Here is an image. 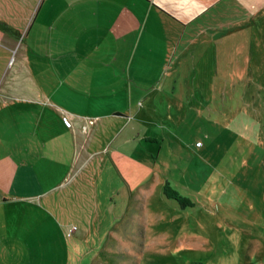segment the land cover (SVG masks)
Segmentation results:
<instances>
[{"label":"crops","instance_id":"obj_1","mask_svg":"<svg viewBox=\"0 0 264 264\" xmlns=\"http://www.w3.org/2000/svg\"><path fill=\"white\" fill-rule=\"evenodd\" d=\"M262 18L264 0H0V264H18L17 247L94 264L125 218L133 229L134 202L148 218L149 186L168 183L144 146L162 148L143 130L164 102L151 78L178 93L197 52Z\"/></svg>","mask_w":264,"mask_h":264},{"label":"rangeland","instance_id":"obj_2","mask_svg":"<svg viewBox=\"0 0 264 264\" xmlns=\"http://www.w3.org/2000/svg\"><path fill=\"white\" fill-rule=\"evenodd\" d=\"M195 60L198 74L178 77V93L169 92L167 76L151 78L163 84L164 102L150 108L143 129L162 147L144 142L150 165L163 168L167 187L192 207L149 186L148 218L139 219L141 203L134 202L133 229L125 218L94 264H264V18ZM116 207L124 216L128 205L118 198ZM36 249L17 247L18 264L41 255L42 264H55L68 255V247Z\"/></svg>","mask_w":264,"mask_h":264},{"label":"trees","instance_id":"obj_3","mask_svg":"<svg viewBox=\"0 0 264 264\" xmlns=\"http://www.w3.org/2000/svg\"><path fill=\"white\" fill-rule=\"evenodd\" d=\"M163 195L167 200L176 202L181 208L192 207V204L188 200L176 196L173 191H170L167 185L163 187Z\"/></svg>","mask_w":264,"mask_h":264},{"label":"built area","instance_id":"obj_4","mask_svg":"<svg viewBox=\"0 0 264 264\" xmlns=\"http://www.w3.org/2000/svg\"><path fill=\"white\" fill-rule=\"evenodd\" d=\"M63 121L66 127L71 126V123L66 118H64ZM75 232H76V227L70 229V234H74Z\"/></svg>","mask_w":264,"mask_h":264}]
</instances>
